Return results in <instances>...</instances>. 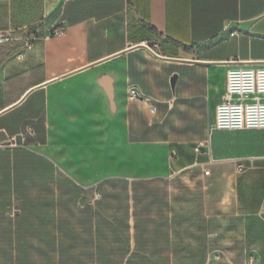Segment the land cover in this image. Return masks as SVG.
Listing matches in <instances>:
<instances>
[{"label":"crops","instance_id":"0c3cea01","mask_svg":"<svg viewBox=\"0 0 264 264\" xmlns=\"http://www.w3.org/2000/svg\"><path fill=\"white\" fill-rule=\"evenodd\" d=\"M20 8L32 15L17 16L13 29ZM56 27L65 30L52 34ZM8 31L15 40L7 56L0 46V112L43 86L0 114V143L44 157L49 139H91L99 162L65 164L78 186L193 171L208 218L264 216V130H211L228 70L264 66V0H0V33ZM141 43L189 62L136 47L84 68ZM131 89L139 99H129ZM68 155L59 149L61 162Z\"/></svg>","mask_w":264,"mask_h":264},{"label":"rangeland","instance_id":"374dc122","mask_svg":"<svg viewBox=\"0 0 264 264\" xmlns=\"http://www.w3.org/2000/svg\"><path fill=\"white\" fill-rule=\"evenodd\" d=\"M30 12L29 9L21 8L12 12V28L20 23L15 19L17 16L30 17ZM7 33L13 35L11 31ZM90 140L49 139L51 149L47 145L40 150L53 166L34 161L28 155H20L21 163L25 166L17 183L10 187L4 179L7 174L12 176L13 171L4 151L22 149L10 146L9 142L0 143V264H78L75 260L60 261V243L69 245L70 253L92 263L87 256L92 245L88 244L86 238L90 235V229L82 200L91 207L92 216L97 210L98 201L102 202L107 215H119L129 187L127 189L117 182L114 187L106 185L104 192H99L98 183L79 186L84 193L78 198L62 193L53 178H70L64 172L76 178L74 172L67 170V164L81 167L82 170L85 163L90 165L89 162H99L97 155L90 149ZM105 141H100V150L107 149L108 143ZM79 145L83 149L80 156L89 157L86 162L78 159L76 150ZM62 147L69 151L66 163L59 158V149ZM136 166L137 163L132 162V169ZM110 179L132 182L136 177ZM155 180L149 187L156 189L160 200L153 204L146 195L138 206V212L144 220L148 236H153L152 218L159 212L169 215V224L163 228L169 233L170 243L162 249V255L169 264H264V229L259 224V220L264 222V216L208 218L203 206V178L193 171ZM59 221L72 232L60 230ZM94 222L95 218L91 217L90 223ZM93 264L101 263L93 260Z\"/></svg>","mask_w":264,"mask_h":264},{"label":"trees","instance_id":"16d2710c","mask_svg":"<svg viewBox=\"0 0 264 264\" xmlns=\"http://www.w3.org/2000/svg\"><path fill=\"white\" fill-rule=\"evenodd\" d=\"M9 42L5 43L6 45L3 44L6 46L4 56L11 54L14 50ZM4 154L13 171L12 176L7 174L4 179L8 182V187L17 183L19 174L25 166L24 163H21L20 155H28L34 161L42 162L46 166H53L48 159L26 150L6 149ZM53 180L62 193L67 194L68 197L78 198L84 193L83 189L68 177H58L53 178ZM156 181L155 179L139 178L132 182L117 179H107L100 182L97 185L99 192H104L103 188L106 185L114 187L117 182H120L127 189L129 187L122 212L119 215H107L102 207V202L98 201L96 202L97 210L92 216L90 215L91 207L85 204V200H82L90 229V235L86 238L88 244L92 245V248L87 251V256L92 263H89L90 260L70 253L69 245L64 243L58 245L60 261L75 260L78 264H93V260L101 264H169L168 259L162 255L163 247L170 243L169 233L163 228L169 224V215L165 212H159L156 217H153L151 220L153 236H148L144 220L138 212V206L146 195L149 196L150 202L153 204L160 200L156 189L149 187L151 183ZM91 217L95 218L94 224L90 223ZM259 224L264 229V222L259 220ZM58 228L72 232L60 221ZM131 229L132 232H130Z\"/></svg>","mask_w":264,"mask_h":264},{"label":"built area","instance_id":"2783aa9c","mask_svg":"<svg viewBox=\"0 0 264 264\" xmlns=\"http://www.w3.org/2000/svg\"><path fill=\"white\" fill-rule=\"evenodd\" d=\"M64 27H56L52 34L64 32ZM35 39L33 34L26 37L22 44V50L31 47ZM15 40L9 33H0V45ZM152 50L158 48V44L150 46ZM22 56V52L19 53ZM137 90L131 89L130 100L139 99ZM264 130V66L248 67L234 66L227 72L226 90L215 110V121L211 130ZM14 140V139H13ZM208 144V141L197 144L195 152ZM238 164L237 169L242 170ZM208 170H204L207 175Z\"/></svg>","mask_w":264,"mask_h":264},{"label":"water","instance_id":"95a60500","mask_svg":"<svg viewBox=\"0 0 264 264\" xmlns=\"http://www.w3.org/2000/svg\"><path fill=\"white\" fill-rule=\"evenodd\" d=\"M136 47H143V48H145L146 50H148L150 53H152L153 55H155V56H157V57H159V58H162V59H168V60H175V61L189 62V61H187V60L173 59V58H170V57H163V56H160V55H158L156 52H154V51H153L148 45H146V44H144V43H141V44H138V45H132V44H129L128 47L126 48V50H124V51H122V52H120V53H117V54H115V55H111V56H109V57H106L105 59H102V60L97 61V62H95V63H92V64H90V65H87V66L84 67V68L92 67L93 65H95V64H97V63H100V62H102V61H105V60L111 59V58H113V57H115V56H118V55H120V54H122V53H124V52H126V51H128V50H130V49L136 48ZM190 62H200V61H196V60H194V61H190ZM224 63H237V62L232 61V62H224ZM68 74H69V73H68ZM68 74H66V75H68ZM66 75H63V76H61V77H64V76H66ZM61 77H57V78H55V79H52V80L48 81L47 83H50V82L56 81V80L60 79ZM175 80H176V75H173V76L171 77V79H170V83H171L172 86L174 85ZM47 83H45V84H47ZM40 86H43V85H37V86H35V87L29 89V90L23 95V97H21V98H20L16 103H14L13 105H10L9 107H7V108L4 109L3 111H1L0 114L3 113V112H5L6 110H9V109H11V108L17 106L19 103H21V102L24 100V98H25V97H26L31 91L35 90L36 88H38V87H40Z\"/></svg>","mask_w":264,"mask_h":264}]
</instances>
